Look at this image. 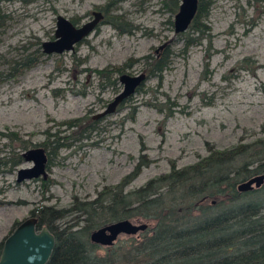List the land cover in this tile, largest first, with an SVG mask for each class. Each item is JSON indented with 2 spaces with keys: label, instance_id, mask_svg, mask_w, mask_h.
I'll return each instance as SVG.
<instances>
[{
  "label": "rangeland",
  "instance_id": "374dc122",
  "mask_svg": "<svg viewBox=\"0 0 264 264\" xmlns=\"http://www.w3.org/2000/svg\"><path fill=\"white\" fill-rule=\"evenodd\" d=\"M165 1L0 0V159L6 161L25 154L23 143L42 144L47 132L70 135L59 123L94 119L108 107L123 86L119 81L108 86L91 71L155 55L167 43L173 52L161 85L148 79L115 114L95 120V131L75 136L53 158L48 192L40 181L16 183L17 172L32 163L0 166L6 172L0 175V246L37 208L62 210L75 199L94 200L104 187L132 173L142 155L150 164L128 191L168 174L172 162L180 169L197 163L209 155V145L226 150L243 138L262 137L264 0H213L204 19L212 28L211 43L205 35L187 52L185 40L175 33L177 12ZM109 3L110 14L122 16L130 32L103 23L74 52L43 53L42 44L55 38L59 15L83 24ZM27 57L39 62L11 77L15 62ZM244 59L250 64L239 67ZM144 67L137 63L124 74L145 73ZM147 224L146 231L154 227Z\"/></svg>",
  "mask_w": 264,
  "mask_h": 264
},
{
  "label": "trees",
  "instance_id": "16d2710c",
  "mask_svg": "<svg viewBox=\"0 0 264 264\" xmlns=\"http://www.w3.org/2000/svg\"><path fill=\"white\" fill-rule=\"evenodd\" d=\"M180 2L165 1L175 13ZM111 4L100 9L105 14L103 23L112 25L120 33L130 32L131 27H126L128 24L122 16L110 14ZM212 4L213 0H199L198 13L189 30L178 34L185 40V52L198 45L205 35L210 38L212 28L204 19ZM72 20L76 23L78 19ZM172 54L168 43L155 55L131 59L122 67L91 72L108 86L117 87L119 79L115 76L143 62V72L148 79L155 78L161 85L163 74L170 68ZM38 62L39 59L32 57L17 61L9 75L16 77ZM246 64H250L249 59L242 60L239 67ZM171 115L172 112L166 118ZM97 124L89 117L61 122L58 125L64 126L65 132L71 131L70 135L61 136L60 130L56 134L47 132L46 141L33 147L46 151L49 169L53 158L63 148L70 147L77 139L75 136L95 131ZM261 133L262 137L243 138L226 150L209 145V155L197 163L180 169L172 162L168 174L128 191L143 168L150 164L142 155L132 173L119 184L104 187L94 200L75 199L70 208L62 210L37 208L34 214L39 226H46L56 238L48 264H264V184L249 192L236 189L238 184L264 174V126ZM7 137L13 138L12 135ZM29 147L28 143L22 145L24 151ZM39 181L44 192H48L51 181ZM122 220L153 223L154 227L138 237L118 240L108 248L91 242L92 232Z\"/></svg>",
  "mask_w": 264,
  "mask_h": 264
},
{
  "label": "water",
  "instance_id": "95a60500",
  "mask_svg": "<svg viewBox=\"0 0 264 264\" xmlns=\"http://www.w3.org/2000/svg\"><path fill=\"white\" fill-rule=\"evenodd\" d=\"M198 8L199 0H181L174 19V29L177 35L189 30L198 13ZM102 18V12L95 11L93 19L77 26L70 18L59 15L57 17L55 38L53 41L42 44L43 53L45 55H62L74 52L77 45L88 39L96 31ZM167 44L157 51L166 47ZM147 80L146 73L135 76L122 74L119 78V82L123 86L122 91L116 95L103 112L94 116V120H100L115 114L122 104L136 95L138 89ZM24 158L26 162L32 163L33 166L18 171L17 183L21 184L39 179L47 180L49 158L43 148L29 149L25 152ZM263 184L264 174L238 184L236 189L238 192H249L259 189ZM148 228L147 223L122 220L95 230L92 232L90 239L92 243L108 248L114 246L121 236H138ZM55 247V236L46 226L40 227L38 218L32 216L21 222L13 233L5 239L0 255V264H48Z\"/></svg>",
  "mask_w": 264,
  "mask_h": 264
},
{
  "label": "flooded vegetation",
  "instance_id": "af4514ba",
  "mask_svg": "<svg viewBox=\"0 0 264 264\" xmlns=\"http://www.w3.org/2000/svg\"><path fill=\"white\" fill-rule=\"evenodd\" d=\"M94 12H95V11H93V13H92L91 19L94 18ZM100 12H102V14H103V18L100 20V23H99V25L97 26V28H98L101 24H103V21H104V18H105V14H104V12H103V11H100ZM91 19H90V20H91ZM71 21H72L75 25H77V26L82 25V24H80L79 19L76 20V21H77L76 23H75L72 19H71ZM32 148H35V147L30 146V147L28 148V150H29V149H32ZM22 150H23V148H22ZM28 150H27V151H28ZM27 151H24V150H23V152H27ZM22 160H25L23 154H22L21 156L16 157V158H11L10 161H6L5 159H0V166H3V165L6 166V165H10V164L13 165V166H15L16 163L18 164V163L21 162ZM25 162H26V161H25ZM16 166H17V165H16ZM11 171H12V170H11ZM2 174H6V172L3 170V171L0 172V175H2ZM17 175H18V172H17ZM39 180H42V179H39ZM39 180H35V181H39ZM28 182H29V181H28ZM16 183H17V180H16ZM23 183H26V182H23ZM23 183H21V184H23ZM17 184H19V183H17ZM34 211H35V210H34ZM34 211L31 213V217H32V216H35Z\"/></svg>",
  "mask_w": 264,
  "mask_h": 264
}]
</instances>
